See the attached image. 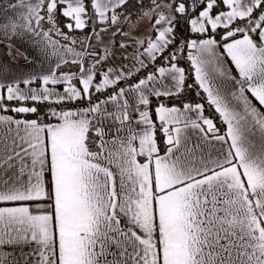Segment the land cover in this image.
I'll use <instances>...</instances> for the list:
<instances>
[{"label":"snow or ice","instance_id":"1","mask_svg":"<svg viewBox=\"0 0 264 264\" xmlns=\"http://www.w3.org/2000/svg\"><path fill=\"white\" fill-rule=\"evenodd\" d=\"M0 46V264H264V0H0Z\"/></svg>","mask_w":264,"mask_h":264},{"label":"crops","instance_id":"2","mask_svg":"<svg viewBox=\"0 0 264 264\" xmlns=\"http://www.w3.org/2000/svg\"><path fill=\"white\" fill-rule=\"evenodd\" d=\"M0 59H7L6 55L4 54V50H3L2 46H0ZM17 59H18V61H19L21 64L24 63V60H23V57H22V56L17 55ZM185 66H187V65H185ZM229 67H231V68L233 69V72L235 73V67H234V65H231V64L229 63ZM190 95H191V94H190Z\"/></svg>","mask_w":264,"mask_h":264}]
</instances>
